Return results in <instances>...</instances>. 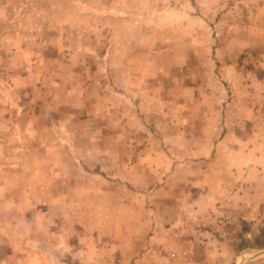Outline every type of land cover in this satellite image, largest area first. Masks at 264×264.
I'll return each mask as SVG.
<instances>
[{
	"label": "rangeland",
	"instance_id": "374dc122",
	"mask_svg": "<svg viewBox=\"0 0 264 264\" xmlns=\"http://www.w3.org/2000/svg\"><path fill=\"white\" fill-rule=\"evenodd\" d=\"M70 22L76 26H60ZM69 51L75 54L64 63L57 53ZM37 53L33 65L27 59ZM34 70L46 75L47 119H0V264H40L39 257L41 264H134L153 238L152 230L140 234L146 226L138 215L166 208L150 197L143 203L100 171L93 173L102 179L91 180L92 148L107 150L111 140L101 121L68 119L61 103L85 97L82 85L93 77L126 84L131 76L141 88L149 83L163 105L143 125L173 155L175 179L186 177L187 145L205 155L190 162L210 172L219 137L250 110L252 119L262 118L264 0H0V114L7 88ZM72 86L79 93L66 98ZM125 133L127 140L112 148L131 158L144 133L130 126ZM112 189L119 199L102 196ZM118 212L120 219L101 218Z\"/></svg>",
	"mask_w": 264,
	"mask_h": 264
},
{
	"label": "crops",
	"instance_id": "0c3cea01",
	"mask_svg": "<svg viewBox=\"0 0 264 264\" xmlns=\"http://www.w3.org/2000/svg\"><path fill=\"white\" fill-rule=\"evenodd\" d=\"M60 26L73 28L76 25L70 22ZM22 49L25 50L24 47ZM74 54L71 51L63 55L57 53L64 63L66 58L70 61ZM32 56L34 61L28 57L29 62L33 65L40 62L37 60L39 53ZM133 80L136 79L130 76L126 84H111L105 82V77H93L82 85V90L87 93L85 97L78 95L75 105L63 102L61 105L69 108L68 119L101 121L102 134L111 140L107 150L92 148L94 154L90 162L96 164L87 172L91 180L102 179L93 173L100 171L107 178L104 181L112 179L117 188H131V196L136 191L143 198V203H147L150 197L149 203L155 202L161 209L163 206L166 208L165 214L154 208V212L138 215L137 218L145 220L146 226L140 234L146 235L152 230L153 238L150 241L152 246L146 248L147 253L140 258L134 257V264H264V253L251 255L253 251L264 252V105L262 118L252 119L250 110L249 116L239 117L242 120L237 128L226 130L219 137L213 147L214 168L210 172L202 163L190 162V158L205 155L190 149L189 145L183 147L182 153L189 161L181 165V170H186V177L177 180L174 174L179 166L174 165L173 155L168 153L166 145L161 147L162 143L152 133L147 134L150 132L143 125V120L149 123L151 119H157V107L162 106L163 101L158 99L157 90L152 89L149 83H143L141 88ZM53 86L55 88L56 84ZM50 88L52 85L49 84ZM72 88V91L70 87L66 89V98L79 93L78 86ZM6 93L4 113L0 114V119H47V81L43 72L34 70L24 74L21 85L9 86ZM167 93L168 89L165 90L166 96ZM164 102L167 108L168 99ZM161 113L167 122L168 112ZM117 120L120 123L118 128L112 127ZM258 120L261 128L255 127ZM129 126L144 133V138L128 153L132 160L125 158V149L112 148L115 140H127L125 130ZM155 140L161 148L155 145ZM115 195V189L102 192V196L119 199ZM119 202L126 203L124 199ZM29 203L30 199L26 204ZM117 214V218L106 215L101 218H122V214L121 217L119 212ZM27 217L28 214L24 215L22 220ZM242 222L245 228L237 229L235 224ZM243 238L246 244L241 242ZM166 251L171 252L168 261ZM159 257L164 261H157ZM39 258L34 260L41 264Z\"/></svg>",
	"mask_w": 264,
	"mask_h": 264
},
{
	"label": "water",
	"instance_id": "95a60500",
	"mask_svg": "<svg viewBox=\"0 0 264 264\" xmlns=\"http://www.w3.org/2000/svg\"><path fill=\"white\" fill-rule=\"evenodd\" d=\"M261 253H264L263 251L261 252V251H253V252H251V255L253 256V255H259V254H261Z\"/></svg>",
	"mask_w": 264,
	"mask_h": 264
},
{
	"label": "trees",
	"instance_id": "16d2710c",
	"mask_svg": "<svg viewBox=\"0 0 264 264\" xmlns=\"http://www.w3.org/2000/svg\"><path fill=\"white\" fill-rule=\"evenodd\" d=\"M261 208H262V206H261ZM241 242L244 244L245 242H246V240L243 238L242 240H241ZM246 244V243H245ZM246 247H247V245H245ZM244 248V247H243Z\"/></svg>",
	"mask_w": 264,
	"mask_h": 264
},
{
	"label": "built area",
	"instance_id": "2783aa9c",
	"mask_svg": "<svg viewBox=\"0 0 264 264\" xmlns=\"http://www.w3.org/2000/svg\"><path fill=\"white\" fill-rule=\"evenodd\" d=\"M173 256V255H172Z\"/></svg>",
	"mask_w": 264,
	"mask_h": 264
}]
</instances>
